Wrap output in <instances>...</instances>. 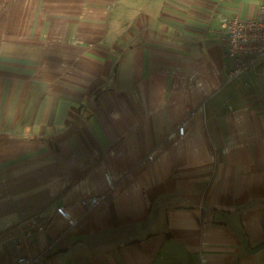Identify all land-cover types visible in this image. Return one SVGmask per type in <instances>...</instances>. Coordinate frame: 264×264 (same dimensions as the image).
Segmentation results:
<instances>
[{"label": "crops", "instance_id": "obj_1", "mask_svg": "<svg viewBox=\"0 0 264 264\" xmlns=\"http://www.w3.org/2000/svg\"><path fill=\"white\" fill-rule=\"evenodd\" d=\"M260 1L0 0V240L46 224L0 264H264V61L231 80L221 22Z\"/></svg>", "mask_w": 264, "mask_h": 264}, {"label": "built area", "instance_id": "obj_2", "mask_svg": "<svg viewBox=\"0 0 264 264\" xmlns=\"http://www.w3.org/2000/svg\"><path fill=\"white\" fill-rule=\"evenodd\" d=\"M223 34L222 41L226 49V57L230 62L229 78L231 80L255 71L264 61V0L260 1L258 18L241 20L238 18H221ZM181 138L185 136V128H179ZM146 163L153 170L154 182H158L156 160L153 154L146 157ZM110 182L109 176H106ZM102 199L94 197L80 203L84 212L94 209ZM57 213L71 225L75 221L65 208H58ZM46 224L40 219H30L19 226L18 234H7L0 240L16 250H22L28 239L45 230ZM43 256L21 257L11 264H44Z\"/></svg>", "mask_w": 264, "mask_h": 264}]
</instances>
